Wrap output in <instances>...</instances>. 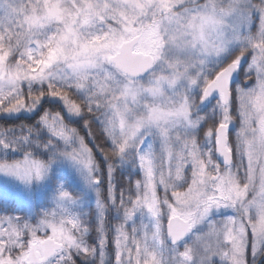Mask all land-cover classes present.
<instances>
[{"label":"snow or ice","instance_id":"1","mask_svg":"<svg viewBox=\"0 0 264 264\" xmlns=\"http://www.w3.org/2000/svg\"><path fill=\"white\" fill-rule=\"evenodd\" d=\"M0 264H264V0H0Z\"/></svg>","mask_w":264,"mask_h":264},{"label":"trees","instance_id":"2","mask_svg":"<svg viewBox=\"0 0 264 264\" xmlns=\"http://www.w3.org/2000/svg\"><path fill=\"white\" fill-rule=\"evenodd\" d=\"M83 134V133H82Z\"/></svg>","mask_w":264,"mask_h":264}]
</instances>
